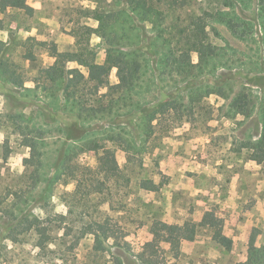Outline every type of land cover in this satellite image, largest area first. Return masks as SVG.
<instances>
[{
    "label": "rangeland",
    "instance_id": "obj_1",
    "mask_svg": "<svg viewBox=\"0 0 264 264\" xmlns=\"http://www.w3.org/2000/svg\"><path fill=\"white\" fill-rule=\"evenodd\" d=\"M27 3L36 9L32 17L14 10L0 11L2 55L22 65L27 79L35 75L30 63L22 59L27 39L44 43L38 46L30 41L28 46L34 45L38 63L49 67L55 62L49 48L59 52L72 50L76 42L73 29L78 24L93 29L91 45L95 60L104 62L107 47L96 31L98 22L82 14L83 10L96 7L93 0H27ZM258 3L259 0H248L243 6L237 3L241 17L255 22L259 34L253 39L251 35L240 39L216 16L217 10L227 9L226 0H197L191 12L206 18L208 42L220 47L219 56L211 59L203 70L195 69L188 79H183L172 65L164 76L149 67L143 72L142 83L133 90L131 96L150 110L176 96L185 105L153 122L154 133L148 145L151 155L143 157L145 172L141 176L154 180L156 192L136 187L138 158L128 170L127 153L102 141L115 150L124 172L122 178L106 181L107 189L102 197L107 201L103 203L97 197L90 202L87 209L93 217L85 219L100 220V216L103 220L109 216L110 224L117 229L120 245L114 239L105 240L102 248L96 250L95 237L87 236L63 261L58 258L59 254L39 253L27 241L8 240L9 228L0 221V264H142L140 256L147 257L151 264H246L254 255L253 235L256 248L264 250V161L257 163L250 159L254 151L251 145L261 137L259 103L264 94V72L259 71L264 46L259 41L263 30L258 24ZM119 9L120 5L112 7V10ZM241 26L242 33L248 32L246 24ZM148 33L151 38L153 33ZM191 56L195 65L204 64L196 52ZM221 62L227 66H219ZM150 64L149 61L147 65ZM68 67L87 75V70L76 63ZM118 82V71L114 69L110 83ZM220 85H224V97L209 94ZM35 87L27 81L18 88L0 78V193L27 188L25 177L31 169L27 168L26 159L31 156V148L25 145L26 138L19 127L28 125L29 129H35L33 135L40 138L38 148L44 153L38 190L49 199L47 206L34 203L33 208L36 215L46 218L68 212L67 205L71 202L68 194L75 190V185L58 182L47 191L46 181L53 177L61 148L71 143L67 142L62 128H75L79 122L62 110L61 96L54 102L43 92L34 93ZM187 87H196V91L189 94ZM243 87L255 103L250 117L231 109L234 96ZM191 95L195 97L192 108ZM21 116L28 122L19 120ZM136 116H121L115 122L132 120L135 126ZM110 127L107 120L84 126L85 130ZM76 163L85 172L94 170L98 165L97 156L93 152L84 153ZM205 214L215 218L223 234L232 240L230 250L215 240V229L202 228L194 241L182 242L181 252L175 257L170 245L157 241L151 233L155 220L184 225L201 222Z\"/></svg>",
    "mask_w": 264,
    "mask_h": 264
},
{
    "label": "trees",
    "instance_id": "obj_2",
    "mask_svg": "<svg viewBox=\"0 0 264 264\" xmlns=\"http://www.w3.org/2000/svg\"><path fill=\"white\" fill-rule=\"evenodd\" d=\"M93 2L96 7L85 9L82 14L98 22L96 31L107 47L103 63H97L95 60L91 45L93 29L80 24L75 25L73 29L76 42L72 50L59 52L52 47L49 48L50 56L55 59L54 64L49 67L40 65L33 50L34 45L28 46L30 41L38 46L44 43L32 38L27 39L23 45L22 59L29 62L32 72H35L34 77L30 79L25 77L22 65L3 57L0 48L2 81L18 88L31 81L36 86L34 93L43 92L54 102H57L56 99L61 96L62 110L74 116L79 122L75 128H62L67 142L71 143L61 148L53 177L46 181L47 191L58 182L75 185V190L68 194L71 202L67 205L69 209L66 214L55 213L42 218L34 213V203H45L47 206L49 199L38 190L44 153L40 147L38 148V144H41L40 138L33 135L35 129H29L28 125L25 128L19 127L21 134L26 138L25 145L31 148V156L26 159L27 168L31 169L29 175L25 177L27 188L25 190L14 188L5 194L0 193V221H4L9 228L7 239L15 242L20 239L27 241L39 250V253L59 254L58 258L63 261L66 254L73 252L87 236L95 237L96 250L102 248L105 240L114 239L117 245H120L117 242V229L110 224L109 216L103 220L100 216H98L100 220L85 219L89 216L93 217L87 209L90 202L97 197L103 203L107 201L102 197L107 189L106 181L122 178L124 172L117 161L115 150L106 147L102 141H108L127 153L129 166L125 168L128 170L138 158L136 167L138 189L148 192L158 190L153 179L141 176L145 172L143 157L151 155L148 145L150 136L154 133L153 122L170 110L178 111L185 105L178 102L177 96L171 101L160 104L155 110H150L145 104L138 102L131 95L142 83L144 70L151 67L154 72L159 71L164 76L167 74V68L172 65L183 79H188L189 76L194 75L195 69L203 70L211 59L217 58L221 53L220 47L208 42L206 18L203 15L195 16L191 12L197 0H93ZM237 3L243 6L248 0H226L227 9L217 10L218 21L227 26L238 38L246 39L247 35H251L253 39L254 36L259 35L257 24L253 21H245L241 17L237 11ZM119 5L118 11L112 10V7ZM258 7V24L263 30L259 41L264 46V0H259ZM9 10L21 12L27 17H32L36 12L27 0H0V11ZM186 11L189 12L184 17ZM241 24L244 26L246 24L248 32L240 31ZM148 32L153 33L151 38ZM262 51L264 52V49ZM193 52L199 55L204 64L195 65L192 62ZM153 56L157 59L153 60ZM262 58L259 71L264 72V55ZM149 61L150 66L147 65ZM70 63L85 68L87 75L77 69H69ZM219 66L227 65L221 62ZM114 69L118 71L119 82L111 84L110 75ZM222 86H216L209 94L224 97ZM185 90L193 94L196 87H187ZM251 96L247 93L246 87H243L234 96L231 109L236 114L250 117L251 109L255 106ZM190 100V108H192L195 102L194 95H191ZM139 113L140 115L136 116ZM127 115L131 118L136 116L135 126L132 120L122 124L115 122L116 118ZM7 117L10 118L9 115ZM259 117L261 137L258 142L251 145L254 151L250 159L262 163L264 161V94L259 103ZM18 119L28 122L23 116ZM103 120L108 121L110 129L85 130L84 128L92 121ZM88 152L95 153L98 165L94 170L88 169L85 172L76 162L82 154ZM46 206L43 208L46 209ZM202 228L215 229V240L228 250L232 248V240L223 234L216 219L211 218L209 214H205L199 223L189 222L184 225L155 220L151 225V233L157 241L168 243L176 257L181 252L182 242L194 241ZM254 244L255 235L252 236L251 241L253 259H249L246 264H264V250L257 249ZM52 246L55 248L52 249ZM139 261L142 264H151L145 256H140Z\"/></svg>",
    "mask_w": 264,
    "mask_h": 264
}]
</instances>
